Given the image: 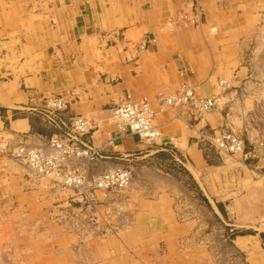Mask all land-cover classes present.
Masks as SVG:
<instances>
[{
    "label": "crops",
    "instance_id": "obj_1",
    "mask_svg": "<svg viewBox=\"0 0 264 264\" xmlns=\"http://www.w3.org/2000/svg\"><path fill=\"white\" fill-rule=\"evenodd\" d=\"M167 20L175 22L173 30L161 29ZM263 22L264 0H0V136L12 146L47 152L72 119L84 118L91 130L83 140L98 156L77 166L88 177L121 165L134 175L121 194L77 192L0 156V213L29 212L27 218L41 220L35 214L45 213L44 205L78 212L87 203L95 229L113 223L120 231L87 240L92 252L103 244H131L143 264H264V146L249 135L252 146L245 144L244 154L221 155L202 137L241 122L245 102L260 96L253 87L259 77L249 76L244 60L264 33ZM147 39L153 41L140 50ZM220 78L231 88L218 92ZM182 83L213 98L215 109L162 104L158 95L174 94ZM126 95L150 102L160 138L142 140L116 129L111 109ZM49 96L62 97L67 109L50 112ZM163 157L182 163L212 211L192 206L180 217L174 200L186 191L160 169ZM223 214L232 228L222 223ZM83 222L80 217L75 228L82 230ZM234 228L238 233L229 239ZM107 257L134 260L123 253Z\"/></svg>",
    "mask_w": 264,
    "mask_h": 264
},
{
    "label": "rangeland",
    "instance_id": "obj_2",
    "mask_svg": "<svg viewBox=\"0 0 264 264\" xmlns=\"http://www.w3.org/2000/svg\"><path fill=\"white\" fill-rule=\"evenodd\" d=\"M194 19L195 18L193 17H189V22L192 25H196L198 23V20ZM260 28L264 30V22L260 25ZM244 61H246V65L249 70V76H257V78L259 77V80H257L258 85H254L253 87L259 90L260 96H253L248 98V101H246L244 105L247 106V108L243 113V119L240 122V120L237 118L239 121L237 122L236 120L232 122L228 131H231L238 135L243 140L244 144H248L249 146H252L250 143L249 135L257 139L259 138L256 144H258L260 148H262L264 146V33L256 38V42H252V46L246 53ZM227 83L229 84V82ZM230 88L231 86L228 89ZM217 89L218 92H224L228 90H222L218 83ZM240 102L243 105V101ZM219 130L225 129H218L212 132H206L205 134H203L202 137L205 141L210 142L209 138H211L213 132H217ZM2 138L8 141L4 137ZM210 145L218 154L228 155L226 153L217 151L211 143ZM10 146L13 147L11 144ZM252 148L253 147H251V149ZM0 156H4L14 160L12 157L5 154H0ZM162 161L163 163L159 167L163 171V173H172V175H174L178 179L180 189L186 191L185 193L179 192V197L177 198L176 203L174 200L175 210L177 211V213H179L180 217H182V212H184V215H186L188 210H192V206L201 205L204 206L205 210L212 211V206L205 197L201 187L198 185L192 175L188 172V170L185 169L182 163H174L173 161H169V159H167L166 157H163ZM18 163H20L21 165L23 164L21 162ZM150 164L155 165L156 163L150 162ZM117 167L127 168L131 172V183L129 187H127L126 189H110L106 191H97L108 192L114 190L115 192L121 194L122 192L128 190L131 187L132 180L134 178L132 170L122 165L115 166L113 168ZM25 168L28 170L26 166ZM30 173L33 174L32 172ZM261 176L264 177L263 175ZM49 180L55 183L56 185L60 186L61 188H66L61 183H59V179ZM193 200L196 203H194ZM217 205L221 209L222 213H224V204L218 203ZM44 206V209H46L45 213L35 214L36 217L43 216L41 220H38V218H35L34 220L27 218L30 215L29 212H15L8 214L0 213V264L145 263L142 261H138V247L132 246L131 244H119V249H113V247L115 246L103 244V246L97 247L98 249H95L96 252L91 251V245L89 244V242H86L87 240L90 241L93 240V238L106 240L105 237L107 235L120 234L118 227L113 223L110 225L103 224L105 226L102 227L101 224L100 226H98V228L95 229L98 223L95 219H93V217H95L94 214L92 215V212H90L92 211L91 205L84 203V206L79 209L78 212L75 211L74 207H67V211H64L62 210L64 208L58 206L56 207L55 205H47V207L46 205ZM4 208L9 207L4 205ZM223 215L224 216L222 219V223L228 228H232L231 221L227 218L225 214ZM113 216H115V214H113ZM116 216H118V214ZM80 217H83L84 220L82 230L81 228H75V225L77 224L78 219ZM211 220L212 222H216L218 221V218L217 216L211 214ZM263 222L264 221H261V227ZM92 224H94L93 226L95 227H93ZM78 229L82 232L83 244H81L80 241H77L76 237L80 236L78 233L79 231H77ZM237 229L238 228H234V230H231V232L228 231L229 239L233 238L234 235L238 233ZM162 249V246H160L159 252H161ZM108 251L110 252V254L106 255ZM122 253L129 255L130 257L134 258V260L131 262H128L127 260H109L107 257H119L120 255H122Z\"/></svg>",
    "mask_w": 264,
    "mask_h": 264
},
{
    "label": "built area",
    "instance_id": "obj_3",
    "mask_svg": "<svg viewBox=\"0 0 264 264\" xmlns=\"http://www.w3.org/2000/svg\"><path fill=\"white\" fill-rule=\"evenodd\" d=\"M182 19L189 21L187 16H182ZM164 28L173 30L175 22L167 20L165 26L161 29ZM150 41H153V39H147L144 44L139 46L140 50H144L146 44ZM182 72L184 73V71ZM187 72L189 74L193 73L192 70H187ZM218 85L222 90L230 87L223 78L218 80ZM158 99L162 104L176 109L192 107L198 112H204L211 111L216 107L213 98L198 96L194 88L188 83H182L179 90L174 94H159ZM44 104L54 114L66 110L68 106L62 97L53 96L46 97ZM156 115L157 112L151 107L147 99H135L130 95H126L120 104L111 109L110 119L120 132L135 135L142 140H155L161 137V132L154 124ZM90 130V121L80 117L72 119L65 136L51 140L47 152L25 145L11 147L8 141L0 137V154L8 155L23 163L30 172L37 176L54 180L59 179V183L64 187L77 192H83L87 189L101 191L126 189L131 183V172L127 168L117 167L88 177L77 166L79 160L91 162L98 156L97 151L83 140ZM209 141L219 152L228 155L245 153L243 140L231 131L219 130L213 132ZM262 175L264 176V165ZM262 227L264 228V222Z\"/></svg>",
    "mask_w": 264,
    "mask_h": 264
},
{
    "label": "bare ground",
    "instance_id": "obj_4",
    "mask_svg": "<svg viewBox=\"0 0 264 264\" xmlns=\"http://www.w3.org/2000/svg\"><path fill=\"white\" fill-rule=\"evenodd\" d=\"M234 119V118H233Z\"/></svg>",
    "mask_w": 264,
    "mask_h": 264
}]
</instances>
